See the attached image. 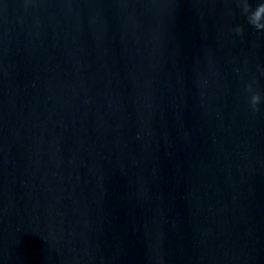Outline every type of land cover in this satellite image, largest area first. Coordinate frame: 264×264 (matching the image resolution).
I'll return each mask as SVG.
<instances>
[{
  "label": "water",
  "instance_id": "95a60500",
  "mask_svg": "<svg viewBox=\"0 0 264 264\" xmlns=\"http://www.w3.org/2000/svg\"><path fill=\"white\" fill-rule=\"evenodd\" d=\"M244 2L0 0V264H264Z\"/></svg>",
  "mask_w": 264,
  "mask_h": 264
},
{
  "label": "clouds",
  "instance_id": "9594fccd",
  "mask_svg": "<svg viewBox=\"0 0 264 264\" xmlns=\"http://www.w3.org/2000/svg\"><path fill=\"white\" fill-rule=\"evenodd\" d=\"M243 12L247 15L248 24L253 27L257 32H264V2L258 3L254 10L250 9L246 0L243 4ZM236 35H242L243 29L237 27L234 29ZM247 91H251V87L248 86ZM260 96L258 94H252L249 99V106L255 113L259 111L257 105L260 103Z\"/></svg>",
  "mask_w": 264,
  "mask_h": 264
}]
</instances>
